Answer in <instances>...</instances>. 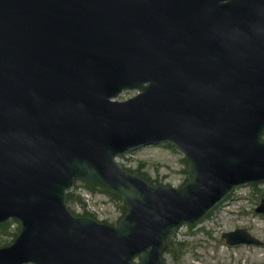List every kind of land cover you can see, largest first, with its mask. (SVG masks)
I'll use <instances>...</instances> for the list:
<instances>
[{"label":"water","instance_id":"95a60500","mask_svg":"<svg viewBox=\"0 0 264 264\" xmlns=\"http://www.w3.org/2000/svg\"><path fill=\"white\" fill-rule=\"evenodd\" d=\"M263 130L264 0H0V223L21 224L0 264H162L223 196L204 167L264 180ZM160 140L194 166L178 192L114 162ZM81 178L121 196L118 227L68 211Z\"/></svg>","mask_w":264,"mask_h":264},{"label":"rangeland","instance_id":"374dc122","mask_svg":"<svg viewBox=\"0 0 264 264\" xmlns=\"http://www.w3.org/2000/svg\"><path fill=\"white\" fill-rule=\"evenodd\" d=\"M181 158L182 155L178 151L159 146L138 150L124 158L123 164L132 169L140 168L153 180L175 185L187 177ZM77 186L82 187V184ZM240 195L245 197L243 201H229L195 228L184 227L174 232L170 241L172 243L186 241L184 243L186 248L182 256L178 250L166 253L165 264H264V259L260 262L256 260L258 256L264 255V245L227 247L220 240L223 232L242 226L247 227L255 237L264 242V217L252 213V209L264 198V185L249 188L246 192H240ZM95 198L103 203L102 214H108L111 217L110 222H114L121 215L120 202L112 198L109 193L97 191ZM241 205L246 212H239ZM74 210L82 211L76 206ZM226 210L233 212L226 213ZM14 230L11 225L6 230L0 228V247L11 242L12 236L7 231L14 232Z\"/></svg>","mask_w":264,"mask_h":264},{"label":"bare ground","instance_id":"6f19581e","mask_svg":"<svg viewBox=\"0 0 264 264\" xmlns=\"http://www.w3.org/2000/svg\"><path fill=\"white\" fill-rule=\"evenodd\" d=\"M203 168V167H202ZM203 171L206 173V183L209 184V185H212V184H215L217 183L219 180L222 179L223 177V173L221 172V170H218V168L216 167V170H212L208 167H204L203 168ZM239 182V180H234L233 182L231 183H226V184H223V186H226V187H229L231 185H235ZM221 192V191H220ZM222 193V192H221ZM192 202H195V201H191ZM184 241H181V243H183ZM264 259V255L263 256H258V258L256 259L257 262H260Z\"/></svg>","mask_w":264,"mask_h":264},{"label":"trees","instance_id":"16d2710c","mask_svg":"<svg viewBox=\"0 0 264 264\" xmlns=\"http://www.w3.org/2000/svg\"><path fill=\"white\" fill-rule=\"evenodd\" d=\"M90 184V183H89ZM72 198V196L71 195H69V199H71Z\"/></svg>","mask_w":264,"mask_h":264}]
</instances>
